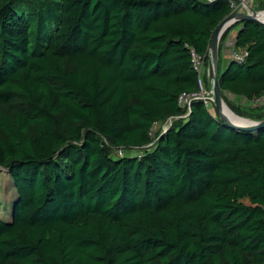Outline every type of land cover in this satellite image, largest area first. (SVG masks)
<instances>
[{"label": "trees", "instance_id": "1", "mask_svg": "<svg viewBox=\"0 0 264 264\" xmlns=\"http://www.w3.org/2000/svg\"><path fill=\"white\" fill-rule=\"evenodd\" d=\"M230 15L229 0H0V170L15 190L0 264H264V127L179 102L200 94L192 55L208 66ZM235 26L246 56L220 70ZM233 27L219 92L262 121L264 105L223 93L264 96V25Z\"/></svg>", "mask_w": 264, "mask_h": 264}, {"label": "rangeland", "instance_id": "2", "mask_svg": "<svg viewBox=\"0 0 264 264\" xmlns=\"http://www.w3.org/2000/svg\"><path fill=\"white\" fill-rule=\"evenodd\" d=\"M261 1L262 0H252L251 2H248L247 4L249 5V7L252 10H254V12L258 13V12L263 11V10H261V9H263V6L260 5ZM241 9H242V7L238 8L239 11ZM243 10L246 12V9L243 8ZM232 15H235V13H233ZM32 24H33V21H32ZM234 25L235 24H233L229 28L233 27ZM235 27H237V26H235ZM235 27H233L229 31V33L227 34L226 38L229 36L230 33H233L232 31L235 29ZM223 46H224V42L222 44V47ZM230 49H231V51H229V55H228V58H227L229 60V62L233 61L231 59L232 58L231 56H232L234 51L235 52H240V53H242L244 51V50H241V49L240 50H234V45L230 46ZM227 59H224L223 56H222V53L220 52V60H219L220 70H223L225 68V66H226V64L228 62ZM198 70H199L200 88H201V93L199 94V97L206 101V106L209 108L210 113L214 115L215 112H217V111L215 110V105H214L213 101L211 100V99H213V96L211 94V80L209 79V74H210L209 67L208 66L205 67L203 65V63L201 61H199V69ZM223 95L235 107H238V106H240V107H248V106L253 107L251 102H248V101H246L243 98L233 97L229 93H226V92L223 93ZM184 101L185 100H183V102ZM245 119H248V118H244V120ZM171 123H172V119L168 120L166 122H163V123H160V122L156 123L154 125L152 131H151L152 137L155 138L157 133H161V132L163 133L165 130H167V128L171 125ZM150 148L148 150H151ZM144 149L122 150V154L119 153V149H112L111 152H110V155L113 158H116V157H119V156H122V155L138 156V155L142 154ZM14 194H15V190L13 188L12 181L10 180V178H9L8 174L6 173V171L1 169L0 170V214L3 217L5 215H7V210L10 207V203H11L12 198L14 197ZM4 218H6V217H4Z\"/></svg>", "mask_w": 264, "mask_h": 264}, {"label": "water", "instance_id": "3", "mask_svg": "<svg viewBox=\"0 0 264 264\" xmlns=\"http://www.w3.org/2000/svg\"><path fill=\"white\" fill-rule=\"evenodd\" d=\"M261 12H264V10L261 11ZM248 20L256 21V22H259V23L264 25V22L256 19L255 17H253V16H251L249 14L238 13V14L231 15V16L225 18L217 26V28L213 32L212 39H211V42H210V46L208 48V67H209V70H210V73H211V67L209 65H210V62L212 60L214 75H213V79L211 80V94L213 96L212 101H213V103L215 105V109H216L217 113L219 114V116L224 120L225 124L227 126H229L230 128H232V129L242 130V131H245V132H254V131L258 130L259 128L264 127V120H262V121H252L250 119H245V120L250 121L252 124L249 125V126H246V127H240V126H236V125L232 124L231 122H229L220 113V111L218 109V107L220 105V102H221L220 92H219V88H218V46H219L220 38L223 35V33L227 29H229V27L232 26L233 24H236V23L242 22V21H248ZM235 116L240 118V119H244V118L239 117L237 115H235Z\"/></svg>", "mask_w": 264, "mask_h": 264}, {"label": "built area", "instance_id": "4", "mask_svg": "<svg viewBox=\"0 0 264 264\" xmlns=\"http://www.w3.org/2000/svg\"><path fill=\"white\" fill-rule=\"evenodd\" d=\"M251 1L252 0H229V6H230V10H231V15L233 13H235V14L244 13L245 14L246 12L243 10V7H245L249 11H254L247 4L248 2H251ZM239 7H242V9L240 11L238 10ZM246 14H248V13H246ZM245 56H246V52L245 51H243L242 53L234 51L232 56H231L232 57L231 59L234 60V61H237V62H242L244 60ZM192 61H193V66H194L195 70L199 73V70H198L199 69V61H201V60L197 56L192 55ZM191 99H201V100H203L202 98L199 97V94L198 95L197 94H192V95H182V96H180L179 102L182 105H185V104L189 105ZM183 100H185V101L183 102ZM203 101L205 102V105H206V101L205 100H203ZM251 103H252L253 107L263 106L264 105V96L255 99ZM119 153L122 154V150L121 149H119Z\"/></svg>", "mask_w": 264, "mask_h": 264}, {"label": "bare ground", "instance_id": "5", "mask_svg": "<svg viewBox=\"0 0 264 264\" xmlns=\"http://www.w3.org/2000/svg\"><path fill=\"white\" fill-rule=\"evenodd\" d=\"M244 9H246L245 7H243ZM246 13H248L249 15L255 17L256 19L264 22V12H254V11H249L248 9H246ZM210 67H211V73L209 74V79L212 80L213 79V75H214V70H213V63L212 60L210 62ZM221 97V94H220ZM220 113L232 124L236 125V126H240V127H246L251 125L252 123L248 120H244V119H240L238 117H236L232 111L229 110V108L226 106V104L224 103L222 97H221V102L220 105L218 107Z\"/></svg>", "mask_w": 264, "mask_h": 264}, {"label": "crops", "instance_id": "6", "mask_svg": "<svg viewBox=\"0 0 264 264\" xmlns=\"http://www.w3.org/2000/svg\"><path fill=\"white\" fill-rule=\"evenodd\" d=\"M240 26L235 27V29L232 31L233 33H230L229 36L224 41V46L222 47L221 53L224 59L228 58L229 51H231L230 46L234 45L236 34L239 30ZM227 64L229 63V60L227 59ZM226 64V65H227Z\"/></svg>", "mask_w": 264, "mask_h": 264}]
</instances>
